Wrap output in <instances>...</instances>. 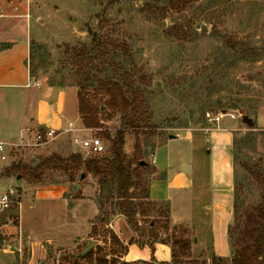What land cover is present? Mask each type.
<instances>
[{"label":"rangeland","instance_id":"obj_1","mask_svg":"<svg viewBox=\"0 0 264 264\" xmlns=\"http://www.w3.org/2000/svg\"><path fill=\"white\" fill-rule=\"evenodd\" d=\"M0 12V21L13 20L12 14H29L28 19L17 22L23 33L32 31L35 73L46 76L49 84L70 88V109L77 107L74 92L78 97L84 89L94 110L85 120L80 115L82 122L75 126L76 133L82 139H102L106 151L97 156L108 154L111 145L104 132L114 136L122 124L121 107L109 103L116 63L131 73L152 115L151 127L130 130L126 136L125 151L134 163L150 161L154 152L158 164L165 166L168 160L180 159L178 165L185 169L186 158L194 156L199 166L211 171L214 160L223 178L214 184L224 188L229 171L222 170V159L212 155L220 151L222 158L229 156L234 166L231 212L225 206H213L208 228L214 249L231 264L240 245L249 239V227L262 218L264 205V0H0ZM95 35L110 52H118L114 62L95 54L75 55L89 49ZM218 111L235 115L221 121L222 130H216L215 120L206 116ZM189 132H194L198 141L186 139ZM229 132L232 139L228 146L222 150L210 147L213 154L194 147L206 150L205 134L213 143V135ZM64 142L66 149L55 140L14 147L12 158L14 163L34 167L54 154L94 157L73 146L72 141ZM152 170L151 163L139 169V202L151 201ZM82 173L49 169L39 182L29 174L13 179L11 185L27 209L23 211V226L16 204L0 213V223L12 221L18 230L32 231L42 238L47 253L36 264H146L122 260V250L112 238L109 223L117 214L116 200L110 196L114 186H101L99 178L92 175L81 179ZM19 180L24 184H18ZM5 190L6 186L0 192ZM82 198L85 201H79ZM144 208L149 217L142 219L140 237L153 240L155 233L161 240L169 239L174 230L170 205L162 202ZM227 224L228 240L224 234ZM174 231L178 236L186 233L192 248L195 234L186 223ZM91 243L95 247L85 259L88 254L81 253ZM112 249L119 253L112 255ZM190 254L192 264H212L213 257H218L207 251L193 254L190 250ZM260 259L264 262V257Z\"/></svg>","mask_w":264,"mask_h":264},{"label":"crops","instance_id":"obj_2","mask_svg":"<svg viewBox=\"0 0 264 264\" xmlns=\"http://www.w3.org/2000/svg\"><path fill=\"white\" fill-rule=\"evenodd\" d=\"M14 11H17V8ZM28 15L27 12L12 14L11 19L13 20L0 21V141L7 144L4 152L7 156L6 159H2L0 153V190L4 186H6V190L13 187L11 185L13 179L18 177L17 174L6 173V171L14 163L13 148L16 147L15 145L29 140L31 136L29 131L43 128L53 129L57 133L54 140L61 145V149H66L67 143L64 141H72L75 136H78L75 126L82 122L78 100L76 101L77 107L73 109H70L67 104V93L70 88L49 84L45 79L46 76L36 75L32 64V31L29 32L26 29V33H23L20 28L21 23L17 22L18 19H28ZM36 82H39L40 85L36 86ZM74 94L77 99L76 91ZM193 133L189 132L186 139L198 141V136ZM230 134L229 132L228 134L213 135V143L209 142L205 134L203 136L206 150L194 147L205 154H213L212 152L215 150H222L223 147L228 146L232 139V134ZM210 147L215 150L209 149ZM215 155L222 159L220 168L222 170L226 168L229 171L228 186L224 188L214 184H219L223 180L216 171L214 160L211 171L209 168L206 171L205 168L198 165L194 156L187 157L188 168L184 169L178 165L180 159L177 161L168 160L165 166L158 164L153 152L150 161L146 160L148 164H152L154 169L149 184L148 200L154 203L166 202L170 205V220L174 230L182 223H186L192 229L195 234L194 244L191 248L193 254L197 251L199 253L207 251L222 257L214 249L211 230L208 228L211 226L209 212L213 210V206L215 209L225 206L226 211L231 212L234 166L229 156L222 158L223 155L220 151L214 153L212 157ZM82 175L84 178L86 175L81 174L80 178L84 179ZM19 183L23 185L24 181L19 180ZM94 184L96 185V183ZM76 186L82 188V185ZM4 192L1 191L0 195ZM215 192H220V195L214 194ZM209 199L212 203L208 202ZM80 200L85 201L84 198ZM23 203L24 201L19 199L18 218L22 226L23 211L27 210L24 209ZM137 218L139 226H142V219L145 217L138 215ZM11 223L12 221H8L6 224L0 223V264H36L43 259L47 252L42 238L32 231L24 233L26 231L18 230L17 226L11 225ZM228 226L229 224L224 230L227 240L229 239ZM109 227L127 246V252L121 255L122 260L150 262L154 259L157 263L172 261V248L169 244L140 237L138 230H134L123 215L116 214L110 221ZM26 252L28 257L25 259Z\"/></svg>","mask_w":264,"mask_h":264},{"label":"trees","instance_id":"obj_3","mask_svg":"<svg viewBox=\"0 0 264 264\" xmlns=\"http://www.w3.org/2000/svg\"><path fill=\"white\" fill-rule=\"evenodd\" d=\"M117 51L110 52L108 45L97 39L96 35L93 39L91 47L83 48L76 51L75 55L88 54L113 60ZM115 72L117 76L110 81L109 87V103L113 107L119 105L120 112L123 114L122 124L112 136L110 132H104L106 138L111 142L108 154L102 156H94L83 158L81 154H71L67 157L60 155H51L42 159L34 167L23 163H13L6 173L11 174H29L36 181H41L46 170L62 169V170H82L83 174H91L99 178L101 186L106 183H111L114 186L113 193L110 195L116 200L117 214L123 215L128 224L138 230V215L145 218L149 217L144 205L152 206L155 203L139 202V196L136 193V188L139 186V177H141L139 169L149 165L146 161L140 159L134 163L125 151L126 136L130 130H138L141 128L151 127V113L147 106L143 94L140 92L138 85L131 73L123 66L116 63ZM83 88L78 93L79 113L83 120L86 116L93 115V107L83 94ZM85 122V121H84ZM94 123V122H93ZM92 123V124H93ZM144 162V164H142ZM154 173V169L152 170ZM148 198V192L147 197ZM148 210V209H147ZM261 219H256L248 230L249 239L240 245V249L236 252L231 264H263L264 257V205L261 210ZM168 219V217H166ZM153 225V224H152ZM153 229L154 226H151ZM176 231H172L169 239L161 240L160 237L153 233L152 238L155 241L169 244L172 248V261L170 263H157L154 259L146 264H192L191 259V239L185 234L176 235ZM112 238L115 244L122 250L120 253L117 249H112L111 254L119 255L127 252L125 246L118 237L112 232ZM91 257V253L84 258ZM102 264H107V261H102ZM100 263V264H101ZM92 264V263H91ZM130 264V263H124ZM212 264H228L221 257H213ZM230 264V263H229Z\"/></svg>","mask_w":264,"mask_h":264},{"label":"built area","instance_id":"obj_4","mask_svg":"<svg viewBox=\"0 0 264 264\" xmlns=\"http://www.w3.org/2000/svg\"><path fill=\"white\" fill-rule=\"evenodd\" d=\"M0 16L2 14L0 13ZM36 86H39L40 83L36 82ZM207 118H212L216 122V129L220 128L221 121L226 116H231V118H235L234 114L225 113L224 111H218L214 114L207 113ZM31 136L28 141L21 142L19 145H15L16 147L20 146H40L49 143L50 141L54 140L57 133L55 130L50 128H43V129H36L33 131H29ZM73 145L79 147L81 150L85 151L89 156H97L106 151V147L100 137L97 136H90L89 138L82 139L79 136H75L72 139ZM7 144L5 142L0 141V153L1 158L6 159L5 147ZM18 192L15 187L8 188L3 194L0 195V213L10 209L14 204L19 205L18 200Z\"/></svg>","mask_w":264,"mask_h":264},{"label":"water","instance_id":"obj_5","mask_svg":"<svg viewBox=\"0 0 264 264\" xmlns=\"http://www.w3.org/2000/svg\"><path fill=\"white\" fill-rule=\"evenodd\" d=\"M245 120L247 121V117H245ZM142 164H144V162H142ZM20 176L21 175H18V179H20ZM82 178H84V175H82ZM79 188V187H77ZM95 247V244L94 243H91L82 253H81V256H85L86 254H88L93 248Z\"/></svg>","mask_w":264,"mask_h":264}]
</instances>
